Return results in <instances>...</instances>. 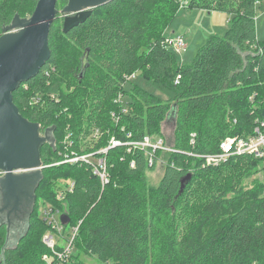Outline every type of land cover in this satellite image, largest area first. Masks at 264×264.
I'll use <instances>...</instances> for the list:
<instances>
[{"label": "trees", "instance_id": "1", "mask_svg": "<svg viewBox=\"0 0 264 264\" xmlns=\"http://www.w3.org/2000/svg\"><path fill=\"white\" fill-rule=\"evenodd\" d=\"M37 2L0 0V37L16 14L28 17ZM68 2L58 0V10ZM185 2L187 8L231 14L227 32L210 35L188 64L164 45L162 30L180 0H111L68 32L63 16H56L49 59L13 92L24 117L38 122L41 131L54 126L55 142L41 146L44 177L16 244H8L7 225L0 222V264H45L49 249L42 238L51 225L41 216L40 201L68 213L66 230L78 226L67 264H87L82 253L103 264H264V185L257 190L241 183L262 159L234 155L212 166L190 154L216 153L224 138L250 136L264 121V40L257 36L256 0ZM132 73L165 99L139 83L127 90ZM172 111L169 143L175 151L156 153L166 159L156 187L145 179L155 164L149 165L145 152L125 146L105 153L110 173L105 185L88 163H58L68 151L106 147L112 136L125 141L158 135L168 143L162 124ZM96 129L101 136L83 148V136ZM62 179L74 180L75 188L58 200Z\"/></svg>", "mask_w": 264, "mask_h": 264}, {"label": "water", "instance_id": "2", "mask_svg": "<svg viewBox=\"0 0 264 264\" xmlns=\"http://www.w3.org/2000/svg\"><path fill=\"white\" fill-rule=\"evenodd\" d=\"M57 1L38 0L31 16L22 18L16 14L11 24L3 27L0 37V169L6 171L0 177V214L4 215L0 222L7 225V239L11 229L21 220L28 221L34 209L36 189L44 177L41 146L46 141L53 145L55 142L49 134L54 126L46 128L42 135L40 124L20 113L13 92L38 74L50 57L48 38L59 12ZM109 1L69 0L62 9L63 31L78 26L95 7ZM174 116L172 111L168 119ZM190 177L187 174L182 183ZM70 220L68 213L61 215L63 224Z\"/></svg>", "mask_w": 264, "mask_h": 264}, {"label": "built area", "instance_id": "3", "mask_svg": "<svg viewBox=\"0 0 264 264\" xmlns=\"http://www.w3.org/2000/svg\"><path fill=\"white\" fill-rule=\"evenodd\" d=\"M256 6L261 3V0H256ZM185 4V6H184ZM186 7V2H182L181 8ZM257 20V17H256ZM164 45L174 50L175 53H185L187 51V43L182 35L166 36L164 39ZM137 73H132L127 76V80L136 78ZM175 83H179V76L175 79ZM119 100L122 99V95H119ZM113 118L117 121L118 115L116 112H112ZM94 138L98 139L101 135L98 129L93 133ZM128 137L131 134L127 135ZM195 133H192L191 141L194 143ZM72 143V141H70ZM69 143V144H70ZM71 145V144H70ZM69 145V146H70ZM116 146H125L128 152L141 150L145 152L148 158L150 166L154 165L157 157L158 150L165 152L175 151L171 145L166 143V140L162 136L158 135H145L140 140H121L116 136H112L109 140V145L101 148L97 151H89L80 153L75 150L64 153V158L58 163H88L92 166L94 174L98 175L102 185H105L110 181V173L108 170L107 160L105 153L110 148ZM190 154L196 157H202L207 165H220L225 162L229 157L234 155H253L256 158H260L263 161L262 168L264 170V121L259 122L255 127L254 133L250 136H228L220 142V150L216 153L210 154H198L191 152ZM131 167H135V160L131 161ZM18 171V170H17ZM16 171V172H17ZM6 171L0 169V177L5 175ZM75 181L71 179H62L59 181V187L57 188V199L63 200L65 197L74 191ZM65 213L59 208L55 207L50 202H44L41 205V216L46 220L51 228L44 234L42 240L49 249V252L43 254V260L45 264H67L71 254L74 251L73 240L78 232V226H72L69 229H65L66 225L61 221V215ZM71 221V220H70Z\"/></svg>", "mask_w": 264, "mask_h": 264}, {"label": "rangeland", "instance_id": "4", "mask_svg": "<svg viewBox=\"0 0 264 264\" xmlns=\"http://www.w3.org/2000/svg\"><path fill=\"white\" fill-rule=\"evenodd\" d=\"M187 0H180L179 8L173 15L170 24L164 27L162 30L165 36H176L182 35L187 43V51L183 54L177 53V57L179 58L180 63H191L193 61L195 55L198 50L206 43L207 39L212 34H225L230 26V17L231 14L227 11L213 9L208 10L202 7H184L181 8L182 2ZM185 6V4H184ZM257 10V36L259 40H264V0H261V3L256 6ZM60 16H62V9L58 12ZM57 14V15H58ZM32 14H28V17ZM165 30V31H164ZM139 83L142 87L147 89L148 91L155 93L157 95H161L165 99V95L161 93L159 90L153 87L150 82L146 81L144 78L139 75L131 80L126 89L129 90L133 86V84ZM53 129L49 132L52 134ZM162 131L166 138L168 139V145H171V141L173 139L174 133V117L165 120L162 124ZM41 134H45V130L41 131ZM52 136V135H51ZM94 138L93 134H87L83 136V148L91 147ZM170 142V143H169ZM165 158V157H164ZM163 157L157 158L155 162V166L153 168H148L145 171V179L149 186H158L163 174L166 165V159ZM240 166V165H239ZM242 166V165H241ZM44 167V165H43ZM43 170V169H42ZM239 170V169H238ZM251 176H245L241 179L242 185L245 188H256L257 190L262 188L264 185V170L261 166H259L257 172H254ZM245 175V174H244ZM238 177V176H237ZM226 182H233L231 178L225 179ZM224 181V180H223ZM222 181V183H223ZM231 183H229L231 185ZM264 188V186H263ZM43 203L40 201V205ZM225 218L221 216V219ZM27 221L21 224V227L16 226L11 229L8 236V244L13 245L16 244L18 238V234H22L27 229ZM80 258L87 264H103L101 263L97 257L90 256L87 254H81Z\"/></svg>", "mask_w": 264, "mask_h": 264}, {"label": "flooded vegetation", "instance_id": "5", "mask_svg": "<svg viewBox=\"0 0 264 264\" xmlns=\"http://www.w3.org/2000/svg\"><path fill=\"white\" fill-rule=\"evenodd\" d=\"M4 214L6 215V218H8L7 214H6V213H4ZM3 217H4V215H3V214H0V220H1ZM28 220H29V219H28ZM23 221H24V220H21L17 226L21 227V224L23 223ZM27 222H28V221H27Z\"/></svg>", "mask_w": 264, "mask_h": 264}, {"label": "crops", "instance_id": "6", "mask_svg": "<svg viewBox=\"0 0 264 264\" xmlns=\"http://www.w3.org/2000/svg\"><path fill=\"white\" fill-rule=\"evenodd\" d=\"M170 36V35H169Z\"/></svg>", "mask_w": 264, "mask_h": 264}]
</instances>
